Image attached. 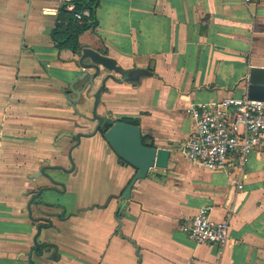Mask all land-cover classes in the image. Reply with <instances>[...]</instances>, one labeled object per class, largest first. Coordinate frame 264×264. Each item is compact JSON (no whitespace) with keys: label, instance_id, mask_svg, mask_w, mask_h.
<instances>
[{"label":"crops","instance_id":"0c3cea01","mask_svg":"<svg viewBox=\"0 0 264 264\" xmlns=\"http://www.w3.org/2000/svg\"><path fill=\"white\" fill-rule=\"evenodd\" d=\"M61 8L0 0V264H264V150L240 189L180 149L197 130L188 108L248 95L264 68V0H100L78 54L53 39ZM85 50L121 70L82 66ZM95 112L137 119L147 144L171 152L130 200L137 170ZM201 208L228 222L225 246L183 230Z\"/></svg>","mask_w":264,"mask_h":264},{"label":"built area","instance_id":"2783aa9c","mask_svg":"<svg viewBox=\"0 0 264 264\" xmlns=\"http://www.w3.org/2000/svg\"><path fill=\"white\" fill-rule=\"evenodd\" d=\"M60 2L74 12L79 23L93 21L89 8L76 11L73 0ZM187 113L196 121L197 130L180 146L184 155L205 169L225 171L243 189L242 175L250 155L264 150V101L251 100L248 95L229 97L194 104ZM183 230L198 244L225 246L228 242V222L215 223L208 208H201Z\"/></svg>","mask_w":264,"mask_h":264},{"label":"water","instance_id":"95a60500","mask_svg":"<svg viewBox=\"0 0 264 264\" xmlns=\"http://www.w3.org/2000/svg\"><path fill=\"white\" fill-rule=\"evenodd\" d=\"M88 58L92 59L94 64L102 65L108 70H121L116 60L108 56H103L93 50H85L83 52L81 57L82 66H84V61ZM142 74L143 71L138 70L132 73L131 77L133 79H139ZM84 76H86V74H84L83 77ZM86 88L87 85L85 89ZM83 92V90L76 92L78 95L77 100H80ZM248 96L251 100L264 101V68L251 69L248 77ZM71 101L73 108L79 114L80 112L75 103H73V100ZM93 119L98 121L96 131H104L106 140L113 147L118 156L137 170L135 177L123 194V199H131L133 187L137 182L147 178L151 169L155 167L165 169L169 166L171 152L167 149H158L156 146L147 144L139 125L121 120L113 121L106 119L105 117L99 116L96 112L94 113ZM108 123H111V126L106 128ZM42 171L46 174L45 170ZM31 255L32 253H30V256Z\"/></svg>","mask_w":264,"mask_h":264},{"label":"trees","instance_id":"16d2710c","mask_svg":"<svg viewBox=\"0 0 264 264\" xmlns=\"http://www.w3.org/2000/svg\"><path fill=\"white\" fill-rule=\"evenodd\" d=\"M75 3L76 11H82L85 8H89L93 15L96 7L100 3V0H75ZM95 26L96 22L94 20L91 23L87 21L79 23L74 12L69 11L65 6H62L58 16L57 26L54 29L52 36L58 47L61 49H69L78 54L82 50L80 43L81 35ZM122 121L139 125L137 119ZM110 126L111 123H108L106 128H109Z\"/></svg>","mask_w":264,"mask_h":264}]
</instances>
